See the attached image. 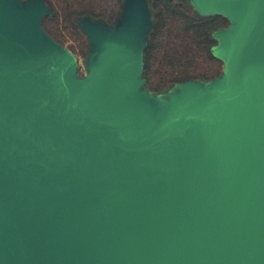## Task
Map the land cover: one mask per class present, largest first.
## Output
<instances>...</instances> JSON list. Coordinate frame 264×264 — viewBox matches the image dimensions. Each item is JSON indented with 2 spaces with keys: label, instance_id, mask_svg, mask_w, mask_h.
<instances>
[{
  "label": "water",
  "instance_id": "water-1",
  "mask_svg": "<svg viewBox=\"0 0 264 264\" xmlns=\"http://www.w3.org/2000/svg\"><path fill=\"white\" fill-rule=\"evenodd\" d=\"M191 1L225 72L155 96L147 0L83 22L84 78L43 0H0V264H264V0Z\"/></svg>",
  "mask_w": 264,
  "mask_h": 264
},
{
  "label": "rangeland",
  "instance_id": "rangeland-1",
  "mask_svg": "<svg viewBox=\"0 0 264 264\" xmlns=\"http://www.w3.org/2000/svg\"><path fill=\"white\" fill-rule=\"evenodd\" d=\"M43 1L49 12L41 21L42 28L73 55L78 76L86 77L92 43L83 22L90 20L115 28L122 20L127 0ZM147 4L151 27L143 51L144 90L162 96L182 83H210L224 74L225 63L215 55L214 47L219 44L216 33L230 26L227 17L202 15L191 0H147ZM210 18H217L219 26L207 34L203 28L187 29L193 21L196 24Z\"/></svg>",
  "mask_w": 264,
  "mask_h": 264
},
{
  "label": "trees",
  "instance_id": "trees-1",
  "mask_svg": "<svg viewBox=\"0 0 264 264\" xmlns=\"http://www.w3.org/2000/svg\"><path fill=\"white\" fill-rule=\"evenodd\" d=\"M217 18H210V19H206L201 23H196L195 21L192 22L191 26H188L187 29H189V27L193 30V31H197V28H203L204 33H209V30H211V28H215L217 26H219V24L217 23Z\"/></svg>",
  "mask_w": 264,
  "mask_h": 264
}]
</instances>
